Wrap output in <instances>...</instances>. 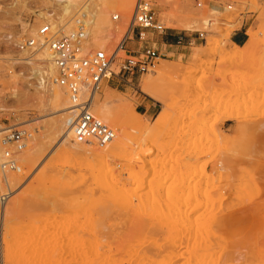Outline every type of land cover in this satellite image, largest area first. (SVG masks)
<instances>
[{"label": "rangeland", "instance_id": "1", "mask_svg": "<svg viewBox=\"0 0 264 264\" xmlns=\"http://www.w3.org/2000/svg\"><path fill=\"white\" fill-rule=\"evenodd\" d=\"M13 1L0 0V138L17 127L31 139L20 169H0V264H264V0H158L167 29H146L143 40L131 32L124 47L154 46L162 57L133 82L113 76L91 107L115 132L105 146L64 134L69 98L36 78L43 68L51 75L46 61L29 69L6 59V33L32 36L42 12L60 21L62 7ZM83 1L95 6L92 40L116 46L135 0L127 13L111 0ZM244 23L258 36L248 53L231 42ZM176 36L181 43L164 44Z\"/></svg>", "mask_w": 264, "mask_h": 264}, {"label": "built area", "instance_id": "2", "mask_svg": "<svg viewBox=\"0 0 264 264\" xmlns=\"http://www.w3.org/2000/svg\"><path fill=\"white\" fill-rule=\"evenodd\" d=\"M20 0H14L18 3ZM206 0H195L197 7H202ZM158 0H135L130 26L123 39L114 47L109 42L95 43L92 40V20L94 6L91 1L80 3L71 17L73 27L68 23L42 21L36 34L26 36L6 33L5 51L8 59L17 68H29L39 62L36 60L38 48L46 46L51 54L56 74L48 76L43 67L45 79L54 84L60 83L73 105L66 119L67 129L72 130L79 143L105 146L115 137L114 130L95 116L91 107L103 84L117 77L119 83L133 82L154 67L162 57V52L154 46L144 47L142 52L133 54L126 50L125 42L128 34L136 32L138 38H145L146 29L164 32L167 27L161 20L158 11ZM120 20V14L112 15V21ZM201 39L206 40V32H198ZM180 40H183L180 38ZM129 55H122L121 52ZM115 67L118 68L115 71ZM3 133V134H2ZM1 164L0 169L7 173L20 169L18 161L21 153L27 148L31 135L27 130L13 127L1 132ZM5 199L4 195L1 196Z\"/></svg>", "mask_w": 264, "mask_h": 264}, {"label": "bare ground", "instance_id": "3", "mask_svg": "<svg viewBox=\"0 0 264 264\" xmlns=\"http://www.w3.org/2000/svg\"><path fill=\"white\" fill-rule=\"evenodd\" d=\"M57 1V3L58 4H60V6L62 7V11H63V16H61V20L59 21V22H61V23H63V21H64V19L65 18H67L68 17V19L66 20L67 21V23H68V28L69 27H71L72 26V20H71V17L73 16V11L74 10H72V8L73 7H76V6H78V4L82 1V0H56ZM113 3H115V2H117L118 4H119V6H123V9H124V13L126 12L127 13V11H128V9H130V1H132V0H111ZM93 2V1H92ZM93 4V3H92ZM95 7V6H94ZM77 10V9H76ZM41 14V13H40ZM42 14H43V16H40L39 15V21H44V20H46V21H50V22H52V23H55L53 20H54V16H55V13H52V12H48V11H45V12H42ZM44 14H46L45 16H44ZM48 15V17H46ZM59 19V18H58ZM65 21V22H66ZM93 21V20H92ZM92 26H93V23H92ZM35 32H36V30H35ZM35 32H33V34L32 35H35L36 33ZM248 35H249V39H248V41L246 42V44H244L243 46H235V48L236 49H238V50H241L242 52H244V53H248L249 51H251V50H253L254 48H255V46H256V44H257V40H258V36H257V34H256V32L253 30V29H250L249 30V32H248ZM96 41L97 42H95V43H101L102 41H101V39L100 38H97L96 39ZM39 51H41V57H42V59L39 57ZM37 57H39L38 59H40V60H44V61H46L47 62V67H48V69H49V71H50V73H51V75H50V77H52V74H54V73H56V69H55V66H54V64H53V61H52V57H51V54H50V52L48 51V49H47V47L46 46H41V47H39L38 48V53H37ZM168 65H164V64H162V65H159V70H160V72H165L167 69H168ZM156 72V71H155ZM36 78H38V82H39V88L40 89H44V87L47 89V90H50V91H53L54 89H56V88H61V89H64V91H65V88L60 84V83H57V84H54L52 81H48L47 79H45V76H44V72H42V70L40 71V70H38V71H36ZM143 91L144 92H146L148 95H150L151 97H154V98H157V95H156V93H155V91H154V85H153V83L151 82V81H145L144 82V84H143ZM65 94H66V92H65ZM67 95V94H66ZM69 100V99H68ZM68 103H69V106H68V108L66 109V112H67V117L70 115V111L72 110V108H73V105L71 104V102L70 101H68ZM103 115V114H102ZM67 117H66V119H67ZM102 117V116H101ZM233 118V117H232ZM101 120L103 121V119L101 118ZM262 122H259V124L260 125H258V126H260V127H258L259 129H261V124ZM65 126H66V121H65ZM64 126V127H65ZM262 127H264L263 125H262ZM264 129V128H263ZM262 130V129H261ZM61 131H62V129H61V127L60 126H58V127H56V132L58 133V134H60L61 133ZM263 131V130H262ZM66 133H64V134H67V135H69V136H72V137H74V139H75V141L76 142H78L77 140H76V138H75V136H74V134H73V132H72V130H70V129H67L66 131H65ZM69 132V133H68ZM68 145V144H67ZM1 150V149H0ZM0 164H1V152H0ZM1 179V178H0ZM2 181H4V180H2ZM4 182H6L7 184H11L12 183V176L11 177H9L8 179H6ZM119 188V187H118ZM112 189V188H111ZM115 189V188H114ZM119 189H121V188H119ZM116 190V189H115ZM116 192V191H115ZM2 197H0V199H1ZM8 209V208H7ZM175 213H176V211H174ZM178 213V212H177ZM5 214H6V210L3 212V214H2V220H4V216H5ZM140 215V214H139ZM170 215V214H169ZM179 217V216H178ZM181 217V216H180ZM167 218V217H166ZM164 221H165V219H163ZM170 220V219H169ZM173 220V219H172ZM183 220V219H182ZM187 220H188V217H187ZM211 220V219H210ZM167 222V221H166ZM210 222V221H209ZM60 223V222H59ZM170 223H171V220H170ZM177 223V222H176ZM222 223V222H221ZM71 224H72V222H71ZM175 224V223H174ZM198 224H200V223H198ZM217 224V223H216ZM63 225V224H62ZM141 225V224H140ZM179 225V224H178ZM58 226V225H57ZM68 226V225H67ZM181 226H183V225H181ZM180 226V227H181ZM220 226H221V224H220ZM55 227V226H54ZM202 227V226H201ZM64 229H65V227H64ZM174 229H176V227L174 228ZM66 230V229H65ZM71 230V229H70ZM69 230V231H70ZM179 230V229H178ZM204 231H205V228H204ZM179 232V231H178ZM64 233V232H63ZM60 234V233H59ZM42 235H46V233L45 234H42ZM51 235V234H50ZM188 235H189V233H188ZM187 235V236H188ZM48 236H49V234H48ZM42 238V237H41ZM46 238V237H45ZM182 238V237H181ZM47 239V238H46ZM195 239V238H194ZM38 240V239H37ZM175 240V239H174ZM183 240V239H182ZM185 240V239H184ZM38 242V241H37ZM173 242V241H172ZM179 242H181V241H179ZM187 242V241H186ZM175 243V242H174ZM184 243V242H183ZM200 243V242H199ZM174 244H172V246H173ZM181 245V244H180ZM184 245V244H183ZM182 245V246H183ZM174 248V247H173ZM71 251H73V250H71ZM77 251V250H76ZM172 251H174V250H172ZM67 253H69V252H67ZM73 253V252H72ZM173 253V252H172ZM56 254V253H55ZM59 254V253H58ZM71 254V253H70ZM75 254V253H74ZM78 254V256H79V253H77ZM210 254V253H209ZM71 255H73V254H71ZM197 255H199V254H197ZM76 256V255H75ZM173 256V255H172ZM188 256V255H187ZM193 256V255H192ZM191 256V257H192ZM195 256V255H194ZM202 256V255H201ZM64 258V257H63ZM75 258V257H74ZM173 258H174V256H173ZM172 258V259H173ZM190 258V257H189ZM194 258V257H193ZM57 259V258H56ZM59 259V258H58ZM61 259V258H60ZM78 259H80V257L78 258ZM129 259V258H128ZM192 260V259H191ZM194 260L196 261L197 259H196V257L194 258ZM55 261V260H54ZM58 262V261H57ZM186 262V261H185ZM187 262H190V261H187ZM41 264V263H40ZM184 264V263H183ZM186 264V263H185ZM200 264H201V262H200Z\"/></svg>", "mask_w": 264, "mask_h": 264}, {"label": "crops", "instance_id": "4", "mask_svg": "<svg viewBox=\"0 0 264 264\" xmlns=\"http://www.w3.org/2000/svg\"><path fill=\"white\" fill-rule=\"evenodd\" d=\"M248 31L246 32V24L244 23L242 26H240L239 28H237L231 35V42L234 44L235 46H243L244 44H246L245 42H247V34ZM180 38H182V36H176L171 40L166 39L164 41V44L171 47V46H176L177 43H181ZM247 40V41H246ZM146 97H144V99L141 101V103L139 104L140 106H142L143 109V113L147 114V115H152V110L153 107H155V102L152 99H147L145 100Z\"/></svg>", "mask_w": 264, "mask_h": 264}, {"label": "trees", "instance_id": "5", "mask_svg": "<svg viewBox=\"0 0 264 264\" xmlns=\"http://www.w3.org/2000/svg\"><path fill=\"white\" fill-rule=\"evenodd\" d=\"M171 39H173V37H169V38H168V40H171Z\"/></svg>", "mask_w": 264, "mask_h": 264}]
</instances>
